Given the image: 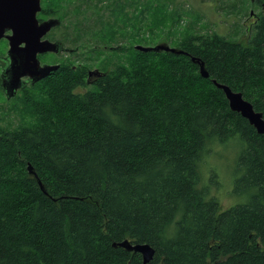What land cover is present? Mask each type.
I'll return each instance as SVG.
<instances>
[{
    "label": "trees",
    "instance_id": "trees-1",
    "mask_svg": "<svg viewBox=\"0 0 264 264\" xmlns=\"http://www.w3.org/2000/svg\"><path fill=\"white\" fill-rule=\"evenodd\" d=\"M256 3L263 12L245 41L194 35L176 46L181 55L136 50L154 42L147 35L116 40L125 22L154 32L173 22L158 1L84 8L81 23L127 55L84 92L75 93L88 70L60 67L43 81L49 94L25 101L36 124L0 130V264H144L114 246L125 240L155 250L147 264H264V135L213 83L264 118V0ZM230 140L242 147L233 192L246 201L225 208L202 168Z\"/></svg>",
    "mask_w": 264,
    "mask_h": 264
},
{
    "label": "rangeland",
    "instance_id": "rangeland-1",
    "mask_svg": "<svg viewBox=\"0 0 264 264\" xmlns=\"http://www.w3.org/2000/svg\"><path fill=\"white\" fill-rule=\"evenodd\" d=\"M100 1L41 0L42 11L38 16L43 19L54 17L61 20L60 27L51 33V37L58 36L60 38L61 36L64 48L72 50L59 56L44 54L42 56L44 63L60 65V67L67 65L74 69L86 68L87 72L99 71L107 74L112 73L115 67L124 61L127 55V49L124 46H108L102 39L98 40L104 37L103 34L95 32L94 26L81 23L83 18L88 15L84 8L87 5H97ZM155 1L166 6L173 22L156 32L150 31L148 28H126L125 22L123 23L124 27L115 29L116 40H129L132 36L140 34L154 37V42L141 45L155 46L166 42L172 47H176L191 36H213L218 33L230 40L245 41L257 17L263 12V9L257 5V0ZM66 36H68L67 39ZM8 49V41L0 40V54L6 53ZM43 81L20 90L17 96L11 100H8L0 90V130H13L36 124L35 118L31 116L32 113L25 110L24 105L26 106L25 101L29 96L40 98L39 91L50 84V82L43 84ZM46 89L49 94L48 88H45L44 91ZM89 89H94V86L87 82L85 87L77 89L75 93ZM241 150L242 147L236 140L220 144L214 148L202 168L204 179H209V175L212 174L213 182L210 185V193L220 199L225 208L246 201V196L241 198L233 192L235 179L240 175L237 166Z\"/></svg>",
    "mask_w": 264,
    "mask_h": 264
},
{
    "label": "water",
    "instance_id": "water-1",
    "mask_svg": "<svg viewBox=\"0 0 264 264\" xmlns=\"http://www.w3.org/2000/svg\"><path fill=\"white\" fill-rule=\"evenodd\" d=\"M41 10V0H0V40L7 38L10 41L8 57L11 63L7 71L12 84L10 97H14L16 92L25 86V82L21 80L22 77L28 76L32 85H34L60 69V65L42 66L38 59V54L58 53L62 49L66 50L60 42L54 43L48 39L42 40L52 28L61 25V20L51 18L40 23L37 15ZM8 31H12V34L7 35ZM135 49L141 52L155 51L176 55L187 54L183 50L172 47L167 43H160L155 46L137 45ZM192 60L199 64L201 76L209 78L204 62L196 58H192ZM95 74H100V72H90V76ZM213 83L217 88L224 91L230 108L247 118L250 124L257 129L258 133L264 135L263 114L257 112L253 104L247 101L242 93L235 92L229 86L220 84L216 80H213ZM28 170L31 175L38 179L42 190L45 191L42 182L31 165H29ZM114 246L141 253L144 264L150 262L155 255V250L148 244H135L125 240L119 244L115 243Z\"/></svg>",
    "mask_w": 264,
    "mask_h": 264
},
{
    "label": "flooded vegetation",
    "instance_id": "flooded-vegetation-1",
    "mask_svg": "<svg viewBox=\"0 0 264 264\" xmlns=\"http://www.w3.org/2000/svg\"><path fill=\"white\" fill-rule=\"evenodd\" d=\"M41 11H42V10H41ZM41 11H40L39 13H41ZM39 13H38V15H39ZM38 15H37V17H38V20H39L40 23H42L43 21H46V20H48V19L54 18V17H50V18L43 19V18H41V17L38 16ZM59 27H60V26L52 28V29L50 30V32H48V33L46 34V36H45L42 40H46V39H48V40H50V41H52V42H54V43H58V42H60V43H62V45L64 46L61 36H60V38H58V36L55 37V38H54V37H51V33H52V32H55L56 30H58ZM6 34H7V35H11V34H12V31H8ZM2 40H7V41H8V43H9V49L7 50L6 53H2V54H0V67H1V74H0V90H1V92L6 96V98H7L8 100H11V99L14 98L15 96H17V94H18V92H19L20 90H24V89H26L29 85L31 86L32 83L30 82L31 80H30V78H29L28 76H26V77H22L21 80H22V82H25V86H24V87H21V88L16 92V95H15L14 97H10V94H11V92H10V87H11L12 84L10 83V76H9V74H7V71H8V69H9V67H10V63H11V62H10V58L8 57V56H9L8 53H9V50H10V41H9L7 38H3ZM64 47H65V46H64ZM69 51H72V50H69V49H67V47H66V50L62 49V51H60V52H58V53H56V52H51V53H45V54H55V55L59 56V55H61V54H64L65 52H69ZM43 55H44V54H38V59H39V61H40V64H41L42 66H43V65H50L51 63H44V62L42 61V56H43ZM53 65H54V64H53ZM53 74H54V72L51 73L50 76H48V77L42 79L41 81L50 78L51 76H53ZM103 75H104V72H100V74H95V75L90 76V71H89V77H88V79H87L88 84H92L95 80H97L98 78L102 77ZM39 82H40V81H39ZM35 84H36V83H35Z\"/></svg>",
    "mask_w": 264,
    "mask_h": 264
}]
</instances>
